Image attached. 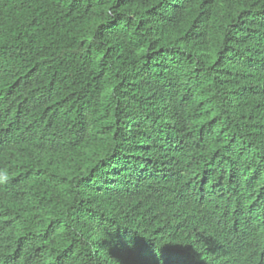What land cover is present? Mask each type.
I'll list each match as a JSON object with an SVG mask.
<instances>
[{"label": "trees", "instance_id": "obj_1", "mask_svg": "<svg viewBox=\"0 0 264 264\" xmlns=\"http://www.w3.org/2000/svg\"><path fill=\"white\" fill-rule=\"evenodd\" d=\"M0 264H264V0H0Z\"/></svg>", "mask_w": 264, "mask_h": 264}]
</instances>
